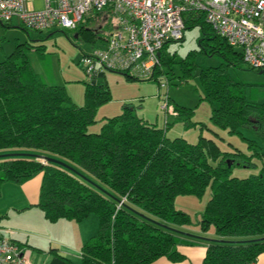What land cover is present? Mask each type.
I'll list each match as a JSON object with an SVG mask.
<instances>
[{
    "label": "trees",
    "instance_id": "obj_1",
    "mask_svg": "<svg viewBox=\"0 0 264 264\" xmlns=\"http://www.w3.org/2000/svg\"><path fill=\"white\" fill-rule=\"evenodd\" d=\"M195 25L201 28L202 53L224 60L202 66L198 76L201 99L210 105V122L229 133L252 128L261 140V152L255 150V155L264 156V101L248 99L249 84L228 71L252 68L202 14L190 12L185 29ZM75 30L92 42L98 34L82 23ZM23 45L0 61V183L22 182L42 171L39 205L48 219L81 221L97 215L98 232L81 246L80 264H147L162 255L180 259L175 247L184 235L207 242L200 264H256L264 253V168L246 177L230 176L235 164L249 163L246 155L238 151L232 157L202 135L196 142L168 137L167 126L139 117L131 102L122 104L121 113L105 117L98 131H88L99 106L112 99L106 82L84 81V103L78 105L64 86L46 83L32 67L24 49L40 52L42 45ZM165 47L146 79L159 83L167 74L174 78L177 65L178 82H187L196 67L194 54L170 55ZM171 106L176 113L168 116L190 120L194 113L192 107ZM249 142L256 146L255 140ZM208 186L211 196L199 224L203 232L213 225L214 233L211 238L185 233L190 215L175 208L174 199L201 197Z\"/></svg>",
    "mask_w": 264,
    "mask_h": 264
},
{
    "label": "rangeland",
    "instance_id": "obj_2",
    "mask_svg": "<svg viewBox=\"0 0 264 264\" xmlns=\"http://www.w3.org/2000/svg\"><path fill=\"white\" fill-rule=\"evenodd\" d=\"M93 17V16H92ZM82 25L98 32L102 38H98L93 46L100 47L104 42L103 38L111 31L109 19L101 17L83 18ZM17 17L12 18L10 24L5 27L0 24V60L5 56L14 53L17 44L23 48L25 43L29 46L41 44L39 52L33 49H24L34 70L39 73L43 80L50 83L64 85L65 90L70 94L72 100L81 105L84 103L83 81L88 76L82 69L80 59L83 51L91 49L90 39L82 35L75 36V29H63L50 27L43 31L25 29ZM85 35V34H84ZM202 37L199 25L188 27L184 30L182 41H172L166 44V52L184 57L187 53H193V60L196 67L193 74L185 83H179V68L173 66L174 78L170 74L162 76L157 83L150 79H131L118 72L107 71V77L103 80L111 91L112 99L99 106L96 113V122L88 125V131H98L104 118L121 113L124 102H131L136 105V114L158 127H166L168 137L183 136L190 142H196L199 135L213 139L221 151L233 153L235 157L238 151L249 158V163L235 164L231 168L230 176L246 177L258 173L264 168V156L255 155V150L261 145V140L252 128H240L239 133H229L227 129L215 126L210 122V105L201 99L203 90L199 83V72L202 66H216L224 62L218 54L204 55L199 40ZM28 46V45H27ZM28 46V47H29ZM30 48V47H29ZM32 48V47H31ZM230 75L244 83L249 84L245 89L246 97L252 101H264V72L259 73L248 69L245 66L228 69ZM170 78V80H168ZM160 83L165 86H159ZM165 97L171 105L192 107L194 109L190 120L182 117L166 116L161 105ZM175 115V110L173 109ZM194 122V125H191ZM249 140H255L256 146H249ZM43 159V158H41ZM211 196V189L208 186L201 197L194 195H177L174 199V206L184 210L190 215L191 223L185 231L191 235L210 237L214 233V226L209 225L205 232L199 224L205 204ZM95 217L94 214H91Z\"/></svg>",
    "mask_w": 264,
    "mask_h": 264
},
{
    "label": "built area",
    "instance_id": "obj_3",
    "mask_svg": "<svg viewBox=\"0 0 264 264\" xmlns=\"http://www.w3.org/2000/svg\"><path fill=\"white\" fill-rule=\"evenodd\" d=\"M190 12L202 14L216 33L238 48L246 65L264 70V0H44L42 9L27 8L25 0H0V23L17 17L36 31L76 29L83 18L97 14L109 19L111 31L104 45L94 46L80 59L91 79L106 69L135 78L152 76L160 50L183 37ZM161 108L174 114L167 97ZM0 264L31 263L22 246L1 236Z\"/></svg>",
    "mask_w": 264,
    "mask_h": 264
},
{
    "label": "crops",
    "instance_id": "obj_4",
    "mask_svg": "<svg viewBox=\"0 0 264 264\" xmlns=\"http://www.w3.org/2000/svg\"><path fill=\"white\" fill-rule=\"evenodd\" d=\"M25 5L29 9H42L44 0H25ZM75 35L78 37V33ZM98 38L102 37L97 34L93 42L90 40L91 49L83 51V54L94 48L93 44ZM103 45L104 42L100 44ZM107 71L103 70L96 78L88 77L87 81L93 84L102 81L107 77ZM165 115L168 117V114ZM166 122L168 126L169 122ZM42 178L43 172L40 171L22 182L7 180L0 183V237L7 236L22 246L31 264H80L81 246L98 232L99 219L96 214L95 217L89 214L81 221L64 217L48 219L39 205ZM180 238L181 241L175 247L181 254L180 259L162 255L147 264H200L205 256L207 242L188 235ZM256 264H264V253L257 256Z\"/></svg>",
    "mask_w": 264,
    "mask_h": 264
},
{
    "label": "water",
    "instance_id": "obj_5",
    "mask_svg": "<svg viewBox=\"0 0 264 264\" xmlns=\"http://www.w3.org/2000/svg\"><path fill=\"white\" fill-rule=\"evenodd\" d=\"M77 36V35H75ZM264 72V70H259V73H262ZM44 159V161H52V162H55L57 164H61L63 166H66V167H70L69 165H67L66 163L60 161V160H57V159H54V158H51V157H42ZM228 165H230V161H228Z\"/></svg>",
    "mask_w": 264,
    "mask_h": 264
}]
</instances>
